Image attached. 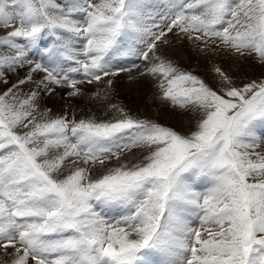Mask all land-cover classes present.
I'll return each mask as SVG.
<instances>
[{"label": "snow or ice", "instance_id": "6c2138e0", "mask_svg": "<svg viewBox=\"0 0 264 264\" xmlns=\"http://www.w3.org/2000/svg\"><path fill=\"white\" fill-rule=\"evenodd\" d=\"M0 33V264H264V72L230 70L264 68V0H0ZM121 74L187 127L113 102Z\"/></svg>", "mask_w": 264, "mask_h": 264}, {"label": "rangeland", "instance_id": "374dc122", "mask_svg": "<svg viewBox=\"0 0 264 264\" xmlns=\"http://www.w3.org/2000/svg\"><path fill=\"white\" fill-rule=\"evenodd\" d=\"M65 2H67V0H65ZM152 2H155V0H152ZM0 34H3V33H0ZM190 46H191L190 44L181 45V47L179 49V56H176V57L173 56V59L177 60V62L180 64L181 67H183L185 69H188V70H194L197 74H199L201 76H204L203 74H205L206 70L203 69L202 66L196 64V63L199 62L200 59H202V57H199L195 50H193V52H191V47L192 46L191 47ZM188 49H190L189 50V52H191L190 54H187V50ZM196 56H198V57H196ZM189 62L191 64H188ZM217 62H220V61L217 60ZM248 65H250V64H247V66ZM250 66H254V65H250ZM259 68H260L259 72H256V70L254 72H249L250 69L246 72V69H245L244 71H242L238 75H240L242 78L243 77L256 78V77H259L262 72H264V71H262V69L264 70V68H261L260 66H259ZM21 75H23V71L21 72ZM125 75L126 74L122 75L123 78H125ZM11 76H13V75H11ZM11 76H10V78H11ZM126 79H128L127 76H126ZM88 91H89V93H91V92L96 91V89L91 87V86H89ZM155 92H156V89L154 87H151L150 89H148L147 95H146L147 98H149V96H150L151 101H154V103L156 102L155 100H157L156 97H155ZM62 95H63V92L60 91V94H58V95H54V96H51V97H46L43 100V102H42L43 106L47 107V108H50L52 110L53 114H57V115L60 114V112L62 110H64L63 108L65 107V104L63 106L62 104H60L58 102V104L56 105L55 100L58 97H59L58 99H62L61 98ZM112 98H113V102L119 103L122 106L126 107L134 115H138L141 118L152 119V120H154L157 123H160V124L165 125V126H171V127H174L176 130L181 131L177 127L169 124V122L168 123L164 122L166 120V118H165V114L162 112V110H160L158 112V118L157 117H153L154 115L152 113H149V115H151V116H149V117L146 116L143 113L144 109L141 107V104H138V103L134 104V102L127 95L121 94L116 86H114V89L112 91ZM63 101L66 103V98L63 99ZM147 101H148V99H147ZM151 101H148V102H151ZM72 104L76 108V111L78 113H79L81 108H83L84 111H87L88 108L91 107L93 109V111H95L97 113V115H99L102 118L104 117L103 109L101 110L100 107L94 106L92 103H89L87 100H84V99H73ZM154 105L157 107L156 103ZM154 109H156V108H154ZM157 109H158V107H157Z\"/></svg>", "mask_w": 264, "mask_h": 264}, {"label": "bare ground", "instance_id": "6f19581e", "mask_svg": "<svg viewBox=\"0 0 264 264\" xmlns=\"http://www.w3.org/2000/svg\"><path fill=\"white\" fill-rule=\"evenodd\" d=\"M173 43L175 44V42H173ZM180 47H181V45H176V51L173 54L174 57L179 56V49H180ZM189 50L190 49L187 50V54H190L191 52H193V48L192 47H191V52H189ZM196 57H198V56H196ZM199 57H201V56H199ZM223 63H224V66L226 68L229 67V63L228 62H223ZM188 64H191V63L189 62ZM196 64L202 66L203 69L206 70L205 71V74H203V75L205 76L206 74H209V78H210L211 63L206 62L202 58ZM247 64L254 65V66H250V65L247 66ZM245 69H246V72L249 69H250L249 72H254L255 70H256V72H259V69L260 68H259L258 65H255V64H253L250 61L249 62H243L239 66L238 65H232L231 68H230V70L232 72L236 73V74L241 73ZM262 71H264V70L262 69ZM122 75L123 74H121L118 77L119 80L117 79L115 81V86L117 87V89L119 90V92L121 94L127 95L134 102V104H136V103L141 104V107L144 109L143 113L146 116L149 117V116H151V115H149V113H152L154 115L153 117H157L158 118V112L160 110H162V112L165 114V118H166V120L164 122H166V123L169 122V124L177 127L179 130H183L185 127H187V119L181 120L179 118V116H177L176 113H174L173 110L169 106H166V105L161 104V102L158 99L155 100L156 101L155 103L157 104V107H158V109H157V107L154 105L155 104L154 101H151L150 96H149V98H147L146 95H147L148 89H150L151 87H153V85L149 81H146V80L130 81V80L126 79V76L127 75H125V78H123ZM10 79L11 80H15L16 79L15 75L11 76ZM57 99L55 100L56 105L58 104V102L60 104H62L63 106H64V104H66L63 101V99H58V100ZM147 99H148V101H151V102H148ZM92 104L94 106L100 107L97 104H94V103H92ZM154 108H156V109H154Z\"/></svg>", "mask_w": 264, "mask_h": 264}]
</instances>
